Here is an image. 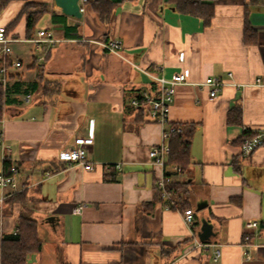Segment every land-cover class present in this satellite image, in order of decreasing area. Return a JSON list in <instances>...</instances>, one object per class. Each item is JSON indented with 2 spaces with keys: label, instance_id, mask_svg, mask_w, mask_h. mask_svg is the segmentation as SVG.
Returning a JSON list of instances; mask_svg holds the SVG:
<instances>
[{
  "label": "crops",
  "instance_id": "0c3cea01",
  "mask_svg": "<svg viewBox=\"0 0 264 264\" xmlns=\"http://www.w3.org/2000/svg\"><path fill=\"white\" fill-rule=\"evenodd\" d=\"M92 1L81 19L54 0L0 3V27L27 2L48 7L30 38L25 15L11 32L22 40L13 46L22 68L6 86L0 119V173L19 168L20 191L40 221L43 249L28 264H264V145L249 156L238 145L244 132L264 129V0H196L212 3L209 24L173 0H119L104 21ZM40 31L56 42L36 50ZM110 41L121 43L119 53L102 50ZM184 70L188 84L176 88L169 125L195 126L192 161L183 174L166 165L188 190L168 208L156 188L163 171L149 158L166 127L153 123L143 95L157 96L155 77ZM208 78L227 83L217 97L203 85ZM237 108L240 124L230 122ZM90 135L93 171L59 161ZM105 166L115 167L114 181L104 179ZM5 194L0 189V240L16 231L20 212ZM188 209L195 228L184 221ZM252 221L258 229L247 228ZM204 224L212 235L198 249Z\"/></svg>",
  "mask_w": 264,
  "mask_h": 264
},
{
  "label": "built area",
  "instance_id": "2783aa9c",
  "mask_svg": "<svg viewBox=\"0 0 264 264\" xmlns=\"http://www.w3.org/2000/svg\"><path fill=\"white\" fill-rule=\"evenodd\" d=\"M80 12L82 15L86 11L85 5L88 3V0H80ZM22 40L15 39L12 35L7 33V27H0V85L3 90L6 91V86L11 79L13 71L16 69L22 68V62L15 58L13 46L15 43H18ZM35 44V49L40 50L43 43L53 44L56 41L51 38L47 32L40 31L38 33V38L32 40ZM102 50L117 54L122 49V45L119 41H110L103 42L100 44ZM229 77L232 78V75L229 74ZM154 78V77H153ZM154 82L158 85L157 96H152L149 93L143 95V102L149 106L150 117L153 123H156L162 127H166L164 130V143L152 147L149 152V158L152 160V163L156 167H160L163 171V174L156 182V188L160 193L162 201L165 202L168 208L176 206L175 196L172 190L168 188L169 185L174 183L171 176H166L167 171L166 165L168 156L170 153L169 142L171 135L173 133H181L182 128L180 126L169 125V112L170 108L174 102V96L176 88L180 85L188 84V74L184 70L176 75H173L171 79L164 78H154ZM227 83L224 80L218 78H208L203 85L210 89V96L217 97L219 92ZM260 80H257V85H260ZM30 96L26 98L28 99ZM132 105L135 107H140V103L137 100L132 102ZM254 135L245 139L242 145L240 146V152L242 156H249L259 147L264 145V129L257 130L253 133ZM2 141V136L0 134V143ZM94 143L93 135L83 138H76L73 145L61 151L58 156L60 162L65 163L67 167L72 166H81L87 172H91L95 169V165L88 160V148ZM115 168L114 166H112ZM117 169L119 166L116 167ZM174 171L177 174H183V172L177 167H174ZM105 173L111 172V166L104 167ZM19 176L20 171L17 166L10 165L8 170H4L0 173V189L5 191V197H10L11 195L20 191L19 186ZM82 207H77L75 213H80ZM184 221L186 225L190 228L194 225V211L188 209L184 212ZM249 229H258L259 225L256 221L249 222L247 224ZM198 249H204L208 246V243L202 242L198 236L195 237V244L193 247ZM221 256V252L217 251L215 253V260H218Z\"/></svg>",
  "mask_w": 264,
  "mask_h": 264
},
{
  "label": "trees",
  "instance_id": "16d2710c",
  "mask_svg": "<svg viewBox=\"0 0 264 264\" xmlns=\"http://www.w3.org/2000/svg\"><path fill=\"white\" fill-rule=\"evenodd\" d=\"M13 1H27V0H0L1 5L9 4ZM92 1V0H91ZM178 8L183 13L192 14L198 16L204 20L206 24H209L214 16V10L212 3H200L196 0H173ZM96 8L103 7L104 10H100L101 17L104 21L109 19V16L104 11H110V5H115L119 0H93ZM39 8L40 10L30 12L31 8ZM46 4H34L27 2L22 9L18 18L7 26V33L11 35L18 25L20 18L26 16V31L27 38L31 37V31L37 21V19L47 11ZM5 105V91L0 85V119L3 116V107ZM236 115L232 118L230 116V122L240 124L239 108L233 111ZM234 118V119H233ZM182 128L181 133H173L169 142L170 153L167 160V165L177 166L183 173L187 172L191 165L190 146L191 140L195 131L194 125H176ZM253 133L244 132L242 137L238 141V145L241 146L245 139L253 136ZM10 166L6 165L5 169L8 170ZM114 168L111 166V172L105 173L104 179L106 181H114L115 178ZM166 176H171V173H166ZM186 182L177 183L174 182L168 186L173 191L174 196L178 197L182 193L186 194ZM6 202L10 206L19 205L20 212L17 218L16 231L14 233L5 234L0 240V264H28L29 259L34 254H39L43 249V241L39 236L40 221L34 217V208L30 207L31 199L28 197V191L26 189L21 190L10 197L6 198ZM176 206H172L175 208ZM195 228V225L192 226ZM264 228V225H262Z\"/></svg>",
  "mask_w": 264,
  "mask_h": 264
},
{
  "label": "water",
  "instance_id": "95a60500",
  "mask_svg": "<svg viewBox=\"0 0 264 264\" xmlns=\"http://www.w3.org/2000/svg\"><path fill=\"white\" fill-rule=\"evenodd\" d=\"M56 6H58L62 13L69 17H74L81 19L82 13L80 12V0H54ZM204 206L198 207V211L204 209ZM212 235V226L209 224H204L202 227L201 233H199V239L202 242L209 241V238Z\"/></svg>",
  "mask_w": 264,
  "mask_h": 264
},
{
  "label": "rangeland",
  "instance_id": "374dc122",
  "mask_svg": "<svg viewBox=\"0 0 264 264\" xmlns=\"http://www.w3.org/2000/svg\"><path fill=\"white\" fill-rule=\"evenodd\" d=\"M32 9H34V7H33V8H31V10H32ZM35 9H38V10H40V7H39V8H35ZM45 238L47 239V238H48V236H47V237H44V239H45Z\"/></svg>",
  "mask_w": 264,
  "mask_h": 264
}]
</instances>
